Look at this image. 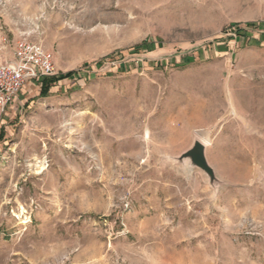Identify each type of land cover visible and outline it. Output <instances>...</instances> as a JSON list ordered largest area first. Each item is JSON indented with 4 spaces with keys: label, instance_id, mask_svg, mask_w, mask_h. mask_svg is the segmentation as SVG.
<instances>
[{
    "label": "rangeland",
    "instance_id": "rangeland-1",
    "mask_svg": "<svg viewBox=\"0 0 264 264\" xmlns=\"http://www.w3.org/2000/svg\"><path fill=\"white\" fill-rule=\"evenodd\" d=\"M0 27L78 72L0 117V264H264V0H0ZM195 139L214 178L172 160Z\"/></svg>",
    "mask_w": 264,
    "mask_h": 264
},
{
    "label": "built area",
    "instance_id": "built-area-1",
    "mask_svg": "<svg viewBox=\"0 0 264 264\" xmlns=\"http://www.w3.org/2000/svg\"><path fill=\"white\" fill-rule=\"evenodd\" d=\"M56 73L53 54L40 44L20 39L11 46L4 39L0 43V117L27 84L40 85L43 78L54 77Z\"/></svg>",
    "mask_w": 264,
    "mask_h": 264
},
{
    "label": "water",
    "instance_id": "water-1",
    "mask_svg": "<svg viewBox=\"0 0 264 264\" xmlns=\"http://www.w3.org/2000/svg\"><path fill=\"white\" fill-rule=\"evenodd\" d=\"M172 160L178 162L181 167H191L201 170L206 175L214 178V169L209 165L206 157V144L202 140H193L191 146Z\"/></svg>",
    "mask_w": 264,
    "mask_h": 264
},
{
    "label": "trees",
    "instance_id": "trees-1",
    "mask_svg": "<svg viewBox=\"0 0 264 264\" xmlns=\"http://www.w3.org/2000/svg\"><path fill=\"white\" fill-rule=\"evenodd\" d=\"M78 72H71L69 74H67L66 76L62 77H51V78H43L41 80L40 83V97L45 98L49 95V91L51 89V87H53L54 85H56L61 79L64 78H70L73 75L77 74ZM0 140H2V134L0 135Z\"/></svg>",
    "mask_w": 264,
    "mask_h": 264
},
{
    "label": "crops",
    "instance_id": "crops-1",
    "mask_svg": "<svg viewBox=\"0 0 264 264\" xmlns=\"http://www.w3.org/2000/svg\"><path fill=\"white\" fill-rule=\"evenodd\" d=\"M7 40L8 41V43L12 46V42L10 41V39H9V37L3 32V30H2V27H0V43L3 41V40ZM11 48V47H10ZM9 48V49H10ZM10 51H11V49H10ZM8 52V55L9 56H11V52ZM30 86H37L36 84H34V83H30V84H27V86L23 89V91L21 92V94L17 97V99H16V101L13 103V105L9 108V109H13L14 108V106L17 104V103H19V104H21L22 103V101H23V99H22V97H23V95H26V88L27 87H30ZM40 86V85H39ZM22 95V96H21ZM21 96V97H20Z\"/></svg>",
    "mask_w": 264,
    "mask_h": 264
},
{
    "label": "bare ground",
    "instance_id": "bare-ground-1",
    "mask_svg": "<svg viewBox=\"0 0 264 264\" xmlns=\"http://www.w3.org/2000/svg\"><path fill=\"white\" fill-rule=\"evenodd\" d=\"M146 135H148V132L146 133ZM204 140L209 144L207 137H205ZM42 170H44V168Z\"/></svg>",
    "mask_w": 264,
    "mask_h": 264
}]
</instances>
